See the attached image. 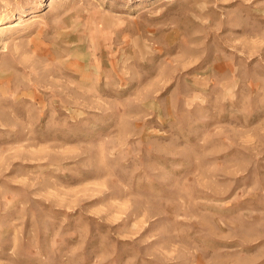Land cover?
<instances>
[{
    "label": "rangeland",
    "instance_id": "374dc122",
    "mask_svg": "<svg viewBox=\"0 0 264 264\" xmlns=\"http://www.w3.org/2000/svg\"><path fill=\"white\" fill-rule=\"evenodd\" d=\"M0 264H264V0H0Z\"/></svg>",
    "mask_w": 264,
    "mask_h": 264
}]
</instances>
